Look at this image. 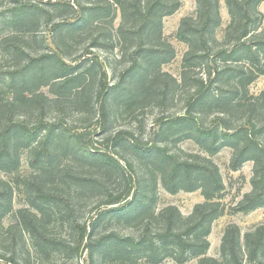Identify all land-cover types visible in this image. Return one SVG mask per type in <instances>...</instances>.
I'll use <instances>...</instances> for the list:
<instances>
[{
	"label": "trees",
	"instance_id": "1",
	"mask_svg": "<svg viewBox=\"0 0 264 264\" xmlns=\"http://www.w3.org/2000/svg\"><path fill=\"white\" fill-rule=\"evenodd\" d=\"M195 1L194 15L183 18L178 30L179 40L187 46L179 81L161 71L162 66L175 57L174 49L164 41L163 20L180 10L182 4L177 0H97L93 8H82L78 17L71 19L68 34L72 36L78 35L75 32H85L89 35L88 29L93 24H98V20L105 15L112 14L111 7L119 9L122 23L117 29L116 37L123 46H129V50H133L132 67L126 76L136 73L138 80L130 87L123 86L124 79L119 85L109 87L108 66L100 62L93 65L101 70L100 80L103 78L96 92L94 105L90 98L92 85H83L85 74H92L94 69L87 70L83 75H69L76 68L67 66L57 54L46 56L45 59H57L55 64L61 70L60 75L48 73L46 65L39 67L40 76L32 75L26 69L8 73L9 87L15 94L12 103L9 104L8 101V105L0 106V114L4 116V124L0 130V170L4 173H8L12 167L18 170L19 146L30 149L40 167L35 183L31 182L30 185L35 187L38 197L35 212L29 209L18 212V227L36 240L40 250L64 252L68 258L79 260L82 252L87 250L89 264H159L163 256H170L179 264H183L182 259L186 257L187 261L198 260V264L224 263L208 257V238L212 226L225 214V207L221 202L225 188L218 167L206 158L198 157V160H193L194 155H186L184 158L170 156L161 148L152 145L145 147L126 131L106 134L117 112L134 114L143 109L149 100L160 105L168 103L179 89L191 92L187 108L174 122L163 126L159 136L163 140L176 136L193 139L207 155H215L222 148L230 147L234 150L233 166L236 170L246 162H253L252 191L245 195L235 211L249 214L264 209V91L258 97L249 93V86L264 75V25L263 15L259 11L264 0H225L230 23L221 40L217 35L222 27L220 1ZM54 7L63 13L74 10L65 3H56ZM27 9L24 5L17 7L9 24L14 22L21 30L26 28ZM115 11L113 19L116 17ZM92 39H96L93 42L94 48L101 49L106 35L94 36ZM5 43L6 47L10 44L17 53L21 52L15 39H6ZM50 81L59 83L60 98L74 96L85 113L95 111L99 116L97 122L81 127L85 131H77L57 123H45L42 119L33 129L28 127L25 120L15 121L16 106L36 108L40 111L41 118L46 116L49 103L55 101L37 91L39 87L49 85ZM231 81L237 82L235 91L232 90L234 99L226 98L225 95L229 93L225 87ZM74 83L79 84L74 88L76 91L72 89ZM2 101L0 99V105ZM112 103L117 111L112 110ZM201 113L208 116L216 114L218 117L215 115L217 118L214 117L208 124ZM239 120L241 125H235ZM92 128L94 136L102 135L103 142L109 144L110 150L99 149L93 140H89ZM44 132L45 135L39 139ZM35 143L36 146L32 147ZM117 146H125L126 150L136 154L137 162L143 161L145 164L149 161L153 168L162 173V183L170 192L201 191L204 202L196 206L189 217H184L176 207H168L155 216L153 191H146L147 186L137 179L133 166L129 164L132 180L128 183L126 194L104 203L111 210H101L94 219L82 225L75 221L76 237L69 241L51 237L48 227L54 213L49 199L59 200V197L51 196L54 194L49 193L46 187L56 184L51 170L59 157H71L73 169L78 164L91 160L95 164L91 165L92 168L103 171V178L110 181L120 167L114 157L116 151L113 149ZM67 171L62 183L65 186L73 184L69 187L70 190L74 186L80 188L75 194L71 192L67 201L62 200L72 219L76 212L74 202L81 191L101 180ZM148 172V180H154L153 169ZM156 182L157 180L152 182L154 187ZM5 186L6 182L0 178V200L8 194ZM56 186L59 187V183ZM104 220L124 222L131 228L145 225V231L136 238L117 232L97 236L96 229ZM154 224H162L164 229L152 237ZM168 250H171V255L167 253ZM221 250L225 261L229 257V261L234 264H243L244 256L250 263L264 264V227L243 236L237 226H229L223 237ZM4 260V256L0 255V261ZM9 262L18 264L16 252Z\"/></svg>",
	"mask_w": 264,
	"mask_h": 264
},
{
	"label": "rangeland",
	"instance_id": "2",
	"mask_svg": "<svg viewBox=\"0 0 264 264\" xmlns=\"http://www.w3.org/2000/svg\"><path fill=\"white\" fill-rule=\"evenodd\" d=\"M97 0H0V99H3L2 104L5 106L12 103L14 97V90L9 87L10 76L8 73H15L17 70L26 69L32 75H41L39 67L46 65L47 71L50 74H61L58 66L55 64L56 58H46V56L59 55L63 63L72 68H76L74 72L69 75H83L87 70L92 71L86 75L83 85H92L90 98L92 105L96 102V92L100 88L101 70L97 62L106 64L110 71V79L108 81L109 87L117 86L121 80H125L123 86L130 87L137 83L138 77L135 74L126 76L127 71L132 67V49L129 46H123L116 36L118 27L122 23L121 11L111 7L112 14L115 11L116 17L113 19L111 15L98 20V24H93L89 27L88 33H77L78 35H70L68 24L72 18H77L82 8H93ZM182 5L178 12L174 15L166 17L164 23V41L167 42L175 51V57L168 63L162 66L161 71L168 74L173 79L179 81L182 73V61L187 46L183 44L178 38V30L181 20L185 17L194 15L196 11L195 0H177ZM222 18V27L218 31V38L221 40L224 30L230 23V16L228 14L225 0H219ZM56 3H65L71 5L74 10L68 12H60L55 9ZM20 5L28 7L26 16L28 18V26L21 30L14 22L9 24L13 18L14 10ZM114 9V10H113ZM260 13L263 15L264 25V3L259 7ZM101 37L106 35L101 49L94 48L92 39L94 36ZM6 39H15V42L21 48V52L17 53L14 47H6ZM102 41V40H100ZM14 42V40H13ZM101 65V64H100ZM102 76V75H101ZM19 75L17 76V78ZM237 82L231 81L226 85L225 89L229 91L226 93V98L234 99L232 90L235 91V84ZM59 83L50 81L49 85L39 87L37 91L40 94L47 96L50 102L47 109L46 116L41 118L40 111L32 107H15L16 114L15 121L25 120L29 128L33 129L38 125L40 119L45 123H57L69 129L75 128L77 131H85L82 129L84 125H94L99 119L98 114L92 112H84L78 105L77 99L74 96L68 95L66 99L60 98L61 94L58 88ZM78 83L73 84V91ZM38 85L34 88H37ZM231 91H230V90ZM240 91V88L237 87ZM35 90V89H33ZM123 90V89H122ZM264 91V75L259 77L251 86H249V93L251 96L258 97ZM191 92L186 90H176L172 100L168 103L160 105L157 102L149 100L148 104L141 106L143 109L136 111L134 114H127L125 112H117L113 124L108 130V135H113L120 131H126L134 135L138 141L145 147L152 145L156 148L166 150L170 156L176 155L184 158L186 155H194L193 160L197 158H206L216 165L220 171L223 179L224 190L222 192L221 202L225 207V214L212 226L211 234L208 238L210 242V249L208 257L224 262L223 264H234L229 261V257L225 259L222 257V241L225 232L229 226H237L242 235L255 232L258 228L264 227V209L256 210L249 214L237 213L235 211L238 204L243 200L246 194L252 191V179L254 177L253 162H246L237 170L233 166L234 150L230 147L222 148L219 153L215 155H207L206 152L200 149L193 139H183L182 136L163 140L159 136L163 126L169 125L179 118L187 108V101ZM59 101V102H57ZM113 102V100H112ZM112 110L117 111L116 107L111 104ZM202 114V113H201ZM210 115V114H209ZM216 115V114H215ZM208 116L202 114V118L208 124L216 116ZM218 117V116H217ZM216 117V118H217ZM84 119V122H83ZM4 124V116L0 114V130ZM235 125H241V120L235 122ZM93 128L91 129V136L89 140H93L96 146L102 150H110L109 144L104 143L103 136H94ZM45 135L41 134L39 139ZM36 143L32 147H35ZM101 150V151H102ZM116 151L115 159L120 163L119 170L114 173L112 178L104 179V172L100 169L92 168L93 162L88 160L84 163L75 166L77 169L71 168L70 158L65 155L59 157L51 173L59 183V187L55 185H47V191L53 193L51 196H58L59 200L49 199L51 207L53 206V218L49 221V232L51 237L59 239H70L76 237L74 230L75 221L82 225L91 219H94L102 210H111L109 206H104L109 199L125 195L128 188V183L132 179L129 164L133 166L136 172V177L144 183L147 192L153 191L154 196V214H158L168 208L176 207L184 217H189L195 210V207L204 202L201 191L188 193L180 191L172 193L167 190L162 183V173L156 168H153L150 162L144 164L143 161L137 162L138 157L131 151L126 150L125 146H117L113 149ZM103 152V151H102ZM63 153V152H61ZM18 170L12 167L8 173L0 170V178L6 182L5 189L8 190L7 196L0 200V255H3L5 260L0 261V264H11L9 259L13 253L17 254L18 264H89L88 251L82 252L81 259L68 258L64 252H51L50 250H40L36 244V240L29 234L18 227L19 210L29 209L35 212V205L38 197L36 196L35 187L30 186L31 182L35 183V178L39 174L40 167L36 164L33 154L30 149H25L19 146L18 149ZM16 160V159H15ZM153 169L154 180L149 181L148 175ZM67 170L84 174L87 177H95L100 179L94 186L87 187L81 191L79 198L74 202L75 214L71 219L69 217V210L66 208L62 200L71 197V192L79 191L80 188L69 187L71 185H64L62 178ZM77 175V174H76ZM65 178V177H64ZM134 179V178H133ZM157 180L156 187L152 184ZM108 181V182H106ZM102 183V185H101ZM107 187V190L105 189ZM93 189V190H92ZM1 190V189H0ZM137 190V188H135ZM75 200V199H74ZM77 201L78 206H77ZM131 201V198H129ZM40 204V202H38ZM74 219V221H73ZM145 225L139 227H127L124 222L117 220H104L96 229V235H108L111 232H117L123 236L139 237L145 231ZM164 225L154 224L152 229V237H155L156 232H162ZM171 250H168V254ZM48 253V254H47ZM187 258V257H186ZM184 258L183 264H198V260H189ZM159 264H179L174 258L168 256L162 258ZM186 260V261H184ZM243 264H259V262L250 263L246 256L243 258Z\"/></svg>",
	"mask_w": 264,
	"mask_h": 264
}]
</instances>
